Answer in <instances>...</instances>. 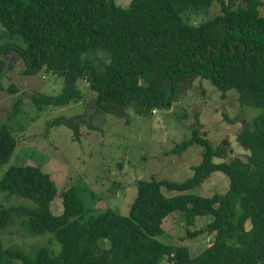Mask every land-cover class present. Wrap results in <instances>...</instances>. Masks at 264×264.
I'll return each mask as SVG.
<instances>
[{
	"label": "trees",
	"instance_id": "16d2710c",
	"mask_svg": "<svg viewBox=\"0 0 264 264\" xmlns=\"http://www.w3.org/2000/svg\"><path fill=\"white\" fill-rule=\"evenodd\" d=\"M110 1L0 0V24L13 40L0 51L16 50L26 63L25 72L47 66L65 75L60 92L33 95L38 107L82 100L76 81L85 78L106 111L133 105L147 115L168 105L180 82L198 74L224 91L236 89L242 104L260 110L238 136L248 157L215 161L226 158L227 146L213 145L193 128L192 136L175 147L179 152L194 143L202 146L192 175L179 181L154 175L136 179L137 192L127 215L88 205L80 182L60 190L62 212L54 214L51 202L57 186L52 174L38 164L10 163L0 176V192L30 199L36 206L1 207L0 231L21 219L30 235L50 232L59 251L52 238L46 241L50 245L31 251L6 246L0 239V264L18 259L22 264H264V17L257 10L259 0L237 6L235 0H220L221 14L198 24H190L185 15L206 13L214 0H130L126 8ZM15 35L26 45L15 42ZM97 48L108 53L102 69L84 56ZM4 52L0 90L13 92L15 84L5 85L1 78L7 65ZM22 105L17 97L9 117ZM60 122L67 120L50 123ZM16 145L11 128L0 125V164L10 160ZM215 170L230 177L225 193L186 192ZM163 188L176 193L166 195ZM172 212L187 235L209 233L210 243L191 255L186 245L158 238ZM209 214L211 221L189 228L197 216Z\"/></svg>",
	"mask_w": 264,
	"mask_h": 264
},
{
	"label": "rangeland",
	"instance_id": "374dc122",
	"mask_svg": "<svg viewBox=\"0 0 264 264\" xmlns=\"http://www.w3.org/2000/svg\"><path fill=\"white\" fill-rule=\"evenodd\" d=\"M110 5L128 7L130 0H111ZM245 5V0H235V5ZM259 14L264 17V0H259ZM221 14L220 0H214L206 13L187 12L190 24L209 21ZM13 39L26 45L21 37ZM13 41L0 24V46ZM6 65L1 74L5 85L14 83L13 92L0 90V125L7 124L16 136L17 145L10 160L0 164V176L10 163H32L40 165L50 173L57 186V194L51 202L54 214L62 212L60 190L80 182L86 187V202L94 208L110 207L127 215L137 187L138 178L182 180L192 175L193 166L201 161L202 146L191 144L176 152L175 147L188 140L197 128L202 138L210 139L213 145L227 146L226 158L215 161H231L248 157L249 150L238 141L244 126L251 123L260 110L242 104L236 89H219L209 78L195 74L180 82L168 105L154 108L151 114H140L133 105L117 107L109 112L97 104L98 92L91 88L85 78H78L76 87L83 93L82 100L67 105L35 103L33 95L56 94L64 85V73L42 66L36 73L25 72L26 63L16 50L3 48ZM2 51H0L2 53ZM108 53L105 48L89 50L86 55L91 64L102 69ZM10 64V66H9ZM169 82L163 87L169 93ZM22 98L23 105L9 117L13 102ZM167 100V99H166ZM67 120L54 124L53 120ZM21 125V126H19ZM230 186V177L223 170H215L199 184L186 192L211 196L225 193ZM166 195L176 190L163 188ZM92 196L96 199L92 200ZM25 204L36 206L30 199L0 192V208ZM176 212L163 221L164 234L158 238L187 246L188 253L195 255L210 243L212 235L199 233L187 235ZM213 219L212 215L197 216L191 230L198 229ZM246 228L250 227L249 221ZM3 231V232H2ZM0 231V239L6 246L31 251L35 247L49 244L59 251V243L50 232L30 235L21 219ZM57 243V244H56ZM50 245V244H49ZM15 264H22L15 260Z\"/></svg>",
	"mask_w": 264,
	"mask_h": 264
}]
</instances>
